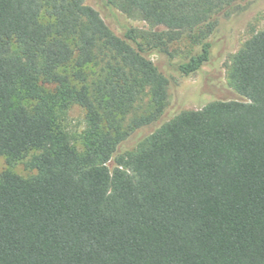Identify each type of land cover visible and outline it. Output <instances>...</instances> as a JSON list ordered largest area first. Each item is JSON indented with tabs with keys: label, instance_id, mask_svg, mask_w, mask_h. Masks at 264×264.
I'll use <instances>...</instances> for the list:
<instances>
[{
	"label": "trees",
	"instance_id": "16d2710c",
	"mask_svg": "<svg viewBox=\"0 0 264 264\" xmlns=\"http://www.w3.org/2000/svg\"><path fill=\"white\" fill-rule=\"evenodd\" d=\"M86 1L0 0V156L34 171L0 173V264H264V27L231 57L239 99L183 111L121 152L162 113L167 72L201 70L243 0H110L149 27L120 34ZM183 39L200 50L175 60ZM145 87L153 110L124 130Z\"/></svg>",
	"mask_w": 264,
	"mask_h": 264
},
{
	"label": "rangeland",
	"instance_id": "374dc122",
	"mask_svg": "<svg viewBox=\"0 0 264 264\" xmlns=\"http://www.w3.org/2000/svg\"><path fill=\"white\" fill-rule=\"evenodd\" d=\"M109 1L87 0L86 4L99 12L115 34H120L125 28L140 31L149 29L148 25L140 19L121 14L110 5ZM263 27L264 0H243L235 13L228 18H222L214 33L207 39L211 44L209 62L201 70L187 77L174 71H168L167 76L170 84L167 102L162 113L150 125L134 131L121 146L120 151L133 149L139 140L183 111L200 109L215 100L239 99L227 82V70L231 57L244 41L253 33L262 30ZM171 50L175 60H181L189 54L198 53L200 48L198 45L191 44L188 39H183L173 44ZM101 58L102 55L98 57L97 65L89 68L90 78H93L92 75L98 71ZM150 58L156 60L155 56ZM152 110L149 89L145 87L140 91L128 113L120 118L122 128L128 130L134 118L147 115ZM67 123L72 138H77L85 126L84 111L73 106L68 114ZM6 169H10L23 178H28L34 174V171L26 168L25 162H19L8 167L4 157L0 156V173Z\"/></svg>",
	"mask_w": 264,
	"mask_h": 264
}]
</instances>
